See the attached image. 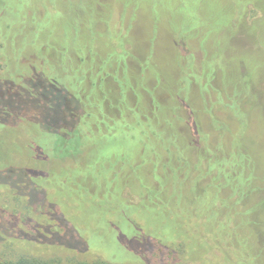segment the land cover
<instances>
[{"label":"rangeland","instance_id":"rangeland-1","mask_svg":"<svg viewBox=\"0 0 264 264\" xmlns=\"http://www.w3.org/2000/svg\"><path fill=\"white\" fill-rule=\"evenodd\" d=\"M196 5V0H0V108L41 117L26 120L0 110L2 118L19 119L14 125L0 123V258L28 255L61 264H148L139 253L155 239L169 247L156 251L157 264L179 262L170 249H181L191 264H241L240 256L223 242L227 235H214L205 224L200 238L188 235L185 224L187 231L174 235L181 224L172 209L179 198L175 191L195 189L197 194L216 196L219 187L220 196L231 198V183L248 177L250 171L242 164L250 162L257 165L256 178L249 184L264 181V176L257 180L260 165L254 157L234 159L231 153L236 133L245 152L251 148L256 125L242 136L235 116L219 103L212 104L217 90L224 87L225 70L247 73L245 62L227 66L231 56L256 47L245 36L232 42L226 38V45L217 49L218 57L204 69L216 47L212 41L201 47L206 27L185 32L190 24L201 22ZM180 11L187 16L183 28L178 24ZM262 12L256 5V15ZM223 13L220 10L219 18L211 19L216 29L231 18ZM191 15L194 20L188 18ZM122 45L126 52L119 51ZM191 58L203 79L188 87L187 79L179 78L182 68H190ZM27 70L58 76L66 91H60L58 83L46 105L23 90L7 91L11 88L7 81L22 85L28 79ZM263 87L259 81L253 84L254 91ZM66 94L77 96L88 113L78 115L70 144L77 140L80 147L73 145L74 149H66L69 135L61 140L49 131L71 123L64 113L70 103ZM94 114L100 120L106 116L108 124L94 122ZM214 117H227L229 129L218 132ZM42 155L48 159L40 160ZM38 169L53 172L52 178L37 175ZM71 170L82 176L59 180L56 175ZM229 174L235 176L232 181ZM97 177L114 180L97 186L92 183ZM260 197L261 192H255L253 200L235 208V197L226 206L218 198L215 201L228 220ZM208 201L190 199L183 206L185 218L199 221L204 216L213 222ZM61 217L72 227L58 235H68L72 244L83 247L72 237L81 235L87 251L38 240L59 229Z\"/></svg>","mask_w":264,"mask_h":264},{"label":"trees","instance_id":"trees-1","mask_svg":"<svg viewBox=\"0 0 264 264\" xmlns=\"http://www.w3.org/2000/svg\"><path fill=\"white\" fill-rule=\"evenodd\" d=\"M197 5L194 7L196 8V13L199 16L198 23L204 19L203 22L200 24H190L192 25L190 29L185 30V32L190 31H198L200 28H207V33H205L203 37L202 42V48L205 49L207 44L212 41L213 47L215 49L214 53L211 55L210 61H204V69L207 67H210L208 64L211 62L212 59L217 58L219 51L217 50L222 46V43L224 41L226 42L227 39L232 42L236 37L238 36H245L247 38H250V42L256 47V48H248L246 50H242L239 53H236V55L231 56V59L228 60L227 66L230 64L232 66H237L239 62H245L247 65V73L244 75H240L235 72L228 73L226 70L224 71V87L222 89L217 90V95L215 96L216 100L212 102L213 103H219L220 106L226 109V111L232 113V116H235V118L238 121V130L240 129V133L242 136L245 134V132L248 130L250 125L254 124L256 125L255 131L257 133L256 138L252 142L251 148L245 152V147H243L241 139V136H236L237 134H234V140L232 142V157L234 159H243L244 157H254L256 161H258L260 165V173L259 176H257V180L261 176H264V87L260 89V91H254L253 90V84L259 81L260 86H264V0H196ZM194 3V2H193ZM256 5H259L262 7L263 12L261 15H256ZM223 11V16L227 17L228 13H230L231 18L228 22V24H224L223 26L215 28V25L212 24L211 19H217L219 18L218 13ZM175 10L172 11V13ZM252 11H254V14H251ZM182 14L181 17L178 19V24L181 28H183V24H185L184 17H187L183 14V11H180ZM136 15V14H135ZM191 20H194V17L191 15V17H188ZM201 18V19H200ZM251 19L256 20L255 23L251 22ZM210 21V22H209ZM174 25V24H173ZM173 28V27H172ZM152 26V31H153ZM198 29V30H197ZM227 34V35H225ZM102 35V34H101ZM222 35V36H221ZM66 36L69 37V34ZM224 36V38H223ZM102 37L107 38L108 35L104 34ZM125 35H122L120 38L126 41ZM227 38V39H226ZM105 42L106 40L103 39ZM224 40V41H223ZM257 42V46H256ZM226 45V44H225ZM122 47V48H121ZM121 53L126 52L124 49V45L119 46ZM155 47L153 46V49L150 51V55H155L154 51ZM111 51V50H109ZM244 54V56H241V54ZM193 56V54H191ZM191 65L189 69L182 68V74L180 76V81L183 79H187L188 87L190 84H192L194 81L201 83L203 79V74L198 73L193 68L194 60L191 58ZM116 61V60H115ZM117 62V61H116ZM122 62V61H120ZM109 63V60L107 61ZM118 63V62H117ZM234 63V64H233ZM108 65V64H107ZM217 68V67H216ZM225 68L224 66L222 69ZM214 67L212 68V70ZM147 70V69H146ZM145 70V71H146ZM30 71V70H27ZM53 69L51 68L48 73H52ZM232 71V70H230ZM45 71H30L28 79L24 80V83L16 84L12 81H7L9 84L10 90L7 91H16L18 89L25 91L27 94L31 96H36L37 99L42 101L43 105L48 104L49 97L53 94V92L57 91L56 85L59 83L60 87L58 89L60 91H66V88L61 86L60 82L58 81L60 78L52 77L51 75H48ZM57 73V72H56ZM155 73H157L155 71ZM204 73V72H203ZM211 73V72H210ZM58 74V73H57ZM196 75V78L194 77ZM51 76V77H50ZM186 76L187 78H185ZM51 92V93H50ZM67 93V92H66ZM70 100V103L68 102V99ZM214 98V99H215ZM213 99V100H214ZM77 97L73 96L72 94H66V106H69L68 108H65L66 112L69 115V121L71 123L61 124L59 126H54L52 129H49V131L56 134V137H60L61 140L67 139V135H69L67 139V145L68 147L66 149H74L76 145L80 147V144L76 140L74 144H70V140L73 139V134L76 131L75 124L78 122V115L85 114V117L87 116V112L81 108L82 101ZM99 103H97L98 106ZM1 105V104H0ZM13 107H6L1 106L0 110L3 112L4 110H7V112L14 114V116L17 118V116L22 115L21 118L26 120H36L41 119V117L38 114H26V113H20L16 112L13 113L12 111ZM98 108V107H97ZM4 113V112H3ZM34 115V116H33ZM95 120L99 121L97 115H92ZM96 117V118H95ZM103 119L100 120V123L105 121L108 124V120H106V116H101ZM14 118L15 121H9L7 118L0 117V123L3 124H13L12 122H17L19 119ZM227 118V117H226ZM224 118H215L214 117V125L216 129H218V132H226L227 129H229V120ZM21 121V120H20ZM23 121V120H22ZM104 124V123H102ZM14 125V124H13ZM106 125V124H105ZM101 126V124H100ZM65 130V131H63ZM107 132V131H105ZM76 133V132H75ZM240 134V135H241ZM75 145V147H73ZM71 148H70V147ZM80 149V148H79ZM144 152V151H143ZM43 154V153H41ZM138 154V153H137ZM136 154V155H137ZM257 154V155H256ZM48 159L46 155L40 156V160ZM79 160V159H76ZM251 161V159L249 160ZM77 163H80V161H77L76 163H73L72 166H75ZM254 162H250L248 166H245V164H242V167L244 170H249L250 173L247 175L245 179L243 177L238 178L235 183H231L232 187V197L234 198V208L238 203H249L251 200H253L252 195L255 192H261V197L259 200L255 201L253 206H245V211L243 213H238L235 211L231 217H228V220H225L221 212L219 211V208L216 204V198L220 199L222 204H225L231 199L229 198H223L219 195V187L216 189V196L211 195L208 192H205L203 195L197 194L195 189H192L191 192L187 191L182 194L176 191L174 192V196L179 197L177 200H175V205L172 206V209H176V215L181 220V224L179 226V230L174 231V235H182L185 230L183 228L184 224L189 226V233L188 235H197L198 238L202 235V228L201 225L205 224L209 229L212 231L214 235H227L224 238V243L228 245L231 249L235 250L238 256H240L241 264H264V181H261L260 184H257V186H253L249 184V182H252L255 176V167L256 163H254V167H250L251 164ZM114 164H117V161L114 160ZM118 165V164H117ZM104 166L107 170L108 167L104 163H101L102 167ZM122 166V165H121ZM120 166V167H121ZM101 170V169H100ZM121 170V169H120ZM37 175L39 176H45L44 178H52V174L49 175L48 172H41L40 169H38ZM44 171V170H42ZM108 172V171H107ZM113 172V170H112ZM43 173V175H42ZM57 173V172H56ZM55 173V174H56ZM237 173V171H235ZM33 174V173H32ZM87 175H84L85 177H90L89 173H86ZM109 174V173H108ZM59 180L62 178H77L80 177V173L72 174V170L69 173H57ZM231 174H229L230 176ZM244 175V171L242 173V176ZM82 176V175H81ZM110 176V174H109ZM107 177V176H104ZM235 176H230V181L233 180ZM111 179V177H109ZM117 176L115 177V179ZM97 183L92 179L93 184H97V186H101V182H110L114 179H99L98 177ZM53 180V179H52ZM234 184V186L232 185ZM218 191V192H217ZM181 195V196H180ZM185 195V196H183ZM183 197V198H182ZM193 197H205V199H208L212 209L214 210V217L215 219L213 222L209 218L202 217L203 219L199 221H192L188 218H185V214L183 213V206ZM183 199V201L181 200ZM234 216L239 219H234ZM233 223V227L230 226V224ZM59 229H55L51 232L52 235H49L48 237H41L38 240L44 241L46 243L55 244V245H62L66 246L68 248H75L82 251H87L89 249V246L86 245L85 239L81 235H72L73 238H78L80 243L82 242L83 247H79L77 245L72 244L71 240L69 239L68 235H58V233H63L65 228L68 229L72 227V223L68 222L66 219L61 217L59 222ZM240 230V232H239ZM245 235L244 237L239 236ZM261 234V236H260ZM233 235V237H232ZM65 237V241H61L58 239ZM151 242L149 243L147 248H143V253H139V255L147 261L148 264H157V250L159 248H169L165 244H162L161 242L150 239ZM205 240V239H204ZM185 242V241H184ZM183 242V243H184ZM186 243L183 244L185 246ZM182 246V247H183ZM169 254L173 256L174 259H177V264H191L190 258H187V254L181 255V249H170ZM0 264H61L59 261L54 259H43L36 256H18V257H9L5 256L0 258ZM101 264H111L108 262H103Z\"/></svg>","mask_w":264,"mask_h":264}]
</instances>
